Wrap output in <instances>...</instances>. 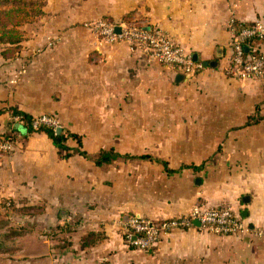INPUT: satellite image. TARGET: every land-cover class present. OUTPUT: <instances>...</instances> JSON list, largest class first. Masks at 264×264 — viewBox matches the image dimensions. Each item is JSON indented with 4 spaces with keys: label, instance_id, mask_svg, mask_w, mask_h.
<instances>
[{
    "label": "crops",
    "instance_id": "1",
    "mask_svg": "<svg viewBox=\"0 0 264 264\" xmlns=\"http://www.w3.org/2000/svg\"><path fill=\"white\" fill-rule=\"evenodd\" d=\"M8 4L20 7L3 14L19 19L11 28L21 39L0 44V101L55 117L88 157L61 158L43 132L21 133L14 150L0 152V201L29 227L5 238L21 244L2 264H264V81L226 72L231 19L264 23V0ZM98 21L160 29L204 68L187 80L123 40H100ZM10 119L0 115V133ZM110 149L120 157L97 166L92 157ZM196 205L231 207L247 232L215 234L194 222L148 250L128 241L131 218L185 217Z\"/></svg>",
    "mask_w": 264,
    "mask_h": 264
},
{
    "label": "built area",
    "instance_id": "2",
    "mask_svg": "<svg viewBox=\"0 0 264 264\" xmlns=\"http://www.w3.org/2000/svg\"><path fill=\"white\" fill-rule=\"evenodd\" d=\"M120 26V33H117ZM233 57L226 69L231 77L243 80L264 81V52L259 50L264 46V23L247 26L242 22L231 19ZM96 35L104 41L114 42L118 39L126 42L133 51L144 54L148 61H159L168 67H174L187 80L195 77L204 67L194 61L193 55L182 45L175 43L160 29L147 30L143 25L134 22L119 25L106 21H98L93 25ZM15 122L22 124L20 116L12 117ZM34 128L42 125L54 130L61 127L59 121L48 114L35 116L32 121ZM11 149V144L2 145ZM195 221L202 227L215 234L235 235L247 232L248 228L241 217L228 206L204 207L196 205L190 214L163 221L131 218L127 222L128 241L141 249H151L160 237L175 229H190ZM140 234V237L137 235Z\"/></svg>",
    "mask_w": 264,
    "mask_h": 264
},
{
    "label": "trees",
    "instance_id": "3",
    "mask_svg": "<svg viewBox=\"0 0 264 264\" xmlns=\"http://www.w3.org/2000/svg\"><path fill=\"white\" fill-rule=\"evenodd\" d=\"M1 1H7V4L10 2V0H0V3ZM12 10L13 9L8 10V13H10V11ZM11 18L12 17L10 16V14H8V16L5 18H2V16H0V43L2 44L17 43L21 39L18 32L16 33V31L13 28L8 27L6 25V21L7 20L9 21ZM3 19L6 21H3ZM6 52L7 51H5L4 53ZM5 112H9V114H11L12 117L20 116L22 119V124L14 121L10 123L11 132L19 135H21V133H25L24 131L18 129L19 126H24L26 129V133L43 132L52 140L61 158L67 159L76 152L83 156L88 157L87 154L81 149L82 144H81V137L79 135L74 133H66L63 130L61 133L58 134L56 130L46 125H42L38 128H34L32 125V121L34 120L35 116L25 113L19 110L17 107H7V106L0 107V115L4 114ZM251 121L255 122L257 121V118L253 117ZM71 139L77 142L78 147L76 149H73L71 148V146H69V141ZM119 157H120L119 153L115 152L113 149H110V150H101L99 153L94 155L92 159L94 163L100 167L114 162ZM140 236H141L140 234L137 235V237ZM0 253H4V252H0Z\"/></svg>",
    "mask_w": 264,
    "mask_h": 264
},
{
    "label": "rangeland",
    "instance_id": "4",
    "mask_svg": "<svg viewBox=\"0 0 264 264\" xmlns=\"http://www.w3.org/2000/svg\"><path fill=\"white\" fill-rule=\"evenodd\" d=\"M10 9L19 10L20 7L14 6V5L11 6L7 4V1H1L0 16H2V18H5L3 12L5 10L8 11ZM18 20L19 19H17L16 17H12L9 21L8 20L6 21L3 19V21H6V25L8 27H15ZM5 55L6 54L4 53V49L0 48V59H1L0 61H2ZM12 56H14V54ZM2 63L3 61L1 62V64ZM2 67L3 66L0 65V75H2ZM4 106H5L4 102L0 101V107H4ZM10 121L15 122V120L13 119H10ZM17 142H21V136L19 134H15L11 132V128L10 130L8 128L7 131L0 133V152H4V153L11 152L12 150H14V144L15 145L18 144ZM6 144H11L12 148L11 149L2 148V145H6ZM3 201L4 200L0 201V204H1L0 205V252H4V253H0V264L5 262L6 260L11 259L12 256L11 254L9 255L10 250H14L15 248H18V246L21 244L18 242H14L13 240H6L5 238L6 237L10 238V236L15 237L16 235L19 236L23 232V229L25 228L29 229V227L17 226V223H15L14 220L16 217H19V214H20L18 213L19 211L13 210L11 208V205H8L7 203L5 204L6 207H3V203H4Z\"/></svg>",
    "mask_w": 264,
    "mask_h": 264
},
{
    "label": "water",
    "instance_id": "5",
    "mask_svg": "<svg viewBox=\"0 0 264 264\" xmlns=\"http://www.w3.org/2000/svg\"><path fill=\"white\" fill-rule=\"evenodd\" d=\"M117 31L119 32V29H117ZM193 59H194V61L197 62V61H198L197 55H194ZM206 64H207V63H206ZM181 78H182V76H179V77H178V80H181ZM18 129H19V130H22V131H24V132H26V129H25L24 126H19ZM62 130H63V129H62L61 127H59V128L56 130V132L59 134V133L62 132ZM195 223H196V224H199V221H195Z\"/></svg>",
    "mask_w": 264,
    "mask_h": 264
}]
</instances>
